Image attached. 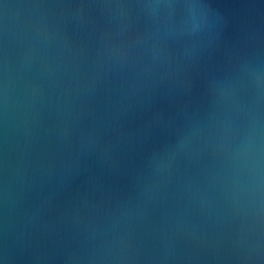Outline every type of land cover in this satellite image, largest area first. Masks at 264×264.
<instances>
[{"label": "water", "instance_id": "1", "mask_svg": "<svg viewBox=\"0 0 264 264\" xmlns=\"http://www.w3.org/2000/svg\"><path fill=\"white\" fill-rule=\"evenodd\" d=\"M0 264H264V0H0Z\"/></svg>", "mask_w": 264, "mask_h": 264}]
</instances>
